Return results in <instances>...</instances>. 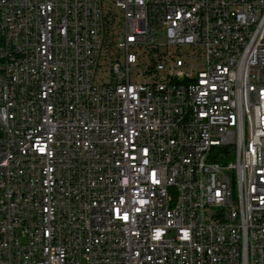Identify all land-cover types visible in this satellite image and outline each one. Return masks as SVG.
Segmentation results:
<instances>
[{
    "label": "built area",
    "instance_id": "2783aa9c",
    "mask_svg": "<svg viewBox=\"0 0 264 264\" xmlns=\"http://www.w3.org/2000/svg\"><path fill=\"white\" fill-rule=\"evenodd\" d=\"M0 264H264V0H0Z\"/></svg>",
    "mask_w": 264,
    "mask_h": 264
},
{
    "label": "bare ground",
    "instance_id": "6f19581e",
    "mask_svg": "<svg viewBox=\"0 0 264 264\" xmlns=\"http://www.w3.org/2000/svg\"><path fill=\"white\" fill-rule=\"evenodd\" d=\"M0 60H3V53H0Z\"/></svg>",
    "mask_w": 264,
    "mask_h": 264
}]
</instances>
